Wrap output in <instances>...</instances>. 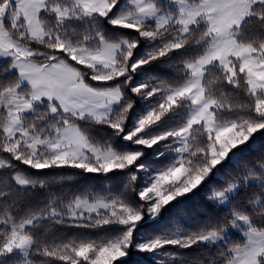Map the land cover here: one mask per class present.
Instances as JSON below:
<instances>
[{"label": "snow or ice", "instance_id": "1", "mask_svg": "<svg viewBox=\"0 0 264 264\" xmlns=\"http://www.w3.org/2000/svg\"><path fill=\"white\" fill-rule=\"evenodd\" d=\"M0 264H264V0H0Z\"/></svg>", "mask_w": 264, "mask_h": 264}]
</instances>
